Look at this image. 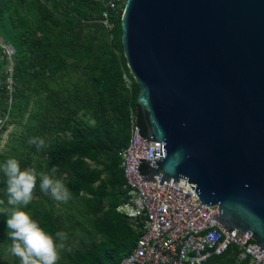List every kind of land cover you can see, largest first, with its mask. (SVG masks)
Returning <instances> with one entry per match:
<instances>
[{
	"label": "trees",
	"instance_id": "1",
	"mask_svg": "<svg viewBox=\"0 0 264 264\" xmlns=\"http://www.w3.org/2000/svg\"><path fill=\"white\" fill-rule=\"evenodd\" d=\"M50 1L49 6L45 0H0V36L16 48L12 100L8 104L0 90V109L20 126L0 149V199L7 203L2 171L7 159L38 173L58 166L56 177L71 199L63 203L44 195L37 176L33 200L23 210L53 237L67 232L75 247L61 252L57 264H117L140 234L116 211L128 197L118 151L129 141L131 109L146 135L136 104L138 84L123 56L122 9L107 30L98 2ZM0 59L5 62L1 51ZM30 137L49 146L38 151ZM146 170L143 163L141 171ZM8 231L0 213V264H20L9 251ZM212 261L235 264L226 254Z\"/></svg>",
	"mask_w": 264,
	"mask_h": 264
},
{
	"label": "water",
	"instance_id": "2",
	"mask_svg": "<svg viewBox=\"0 0 264 264\" xmlns=\"http://www.w3.org/2000/svg\"><path fill=\"white\" fill-rule=\"evenodd\" d=\"M123 56L159 159L226 229L264 246V0H125ZM240 235V236H241Z\"/></svg>",
	"mask_w": 264,
	"mask_h": 264
},
{
	"label": "built area",
	"instance_id": "3",
	"mask_svg": "<svg viewBox=\"0 0 264 264\" xmlns=\"http://www.w3.org/2000/svg\"><path fill=\"white\" fill-rule=\"evenodd\" d=\"M103 6L100 20L107 30L113 28L111 16L119 13L125 0H94ZM1 58L5 60L4 90L7 102L13 93L15 46L0 40ZM0 109V123L5 120ZM128 144L118 151L128 197L117 205L140 234L132 249L117 264H218L214 256L227 255L235 264H264V246L258 249L252 232L226 229L213 218L216 205L202 203L186 179L173 181L154 176L152 182L141 178L144 159H159L160 141L143 140L137 113L130 110ZM241 235V236H240Z\"/></svg>",
	"mask_w": 264,
	"mask_h": 264
},
{
	"label": "clouds",
	"instance_id": "4",
	"mask_svg": "<svg viewBox=\"0 0 264 264\" xmlns=\"http://www.w3.org/2000/svg\"><path fill=\"white\" fill-rule=\"evenodd\" d=\"M28 143L35 145L38 151L49 146L41 137H30ZM2 171L6 177L7 203L0 199V213L6 216L8 237L12 242L9 251L20 259V264H57L60 253L72 252L75 245L69 243L65 231H57L53 237L23 208L33 200L37 176L40 178V191L44 195H49L57 202L71 199V191L62 179L56 177L58 166H53L48 172L38 173L34 166L22 170L17 159L9 158L2 166Z\"/></svg>",
	"mask_w": 264,
	"mask_h": 264
},
{
	"label": "rangeland",
	"instance_id": "5",
	"mask_svg": "<svg viewBox=\"0 0 264 264\" xmlns=\"http://www.w3.org/2000/svg\"><path fill=\"white\" fill-rule=\"evenodd\" d=\"M45 1L49 6L51 5L50 0H45ZM0 40H4V39L0 36ZM5 69H6L5 62L3 63L0 59V76L1 74H4ZM125 79L128 83H130L129 78L125 77ZM2 127H5V128H2ZM19 129H20V126L18 124H16L13 121H10V117L8 115L5 116V120L0 123V149L4 147L6 142L11 137L12 133ZM82 233H83L82 235L84 236L85 240H87L88 239L87 234H85L84 232Z\"/></svg>",
	"mask_w": 264,
	"mask_h": 264
}]
</instances>
